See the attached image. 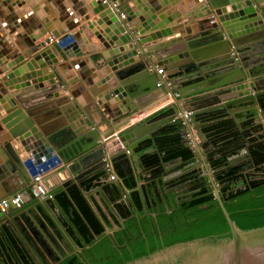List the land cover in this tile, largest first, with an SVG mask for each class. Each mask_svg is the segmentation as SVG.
<instances>
[{"label": "water", "instance_id": "water-1", "mask_svg": "<svg viewBox=\"0 0 264 264\" xmlns=\"http://www.w3.org/2000/svg\"><path fill=\"white\" fill-rule=\"evenodd\" d=\"M176 3L174 1L171 5ZM188 4L192 7L189 14L199 13L193 19L202 18L193 26L178 23L172 25L181 14L167 16L163 13L168 5L167 0L126 1L118 10L101 3L100 0H92L91 5L98 13L92 29L95 32L97 29L94 27L98 28V38L102 45L91 46L87 51L95 52L96 48L102 47L109 50L99 54L105 58L106 64L112 70L109 71L108 66L106 67L107 76L99 84H105L101 94L90 88L99 105L115 96V99L122 100L124 109L128 106L130 114L135 110L134 103L138 106L135 100L153 94L155 89L160 88L157 86V76L147 71V67L153 63L165 64L168 77L178 75L183 76L182 80L197 79L189 86H173L169 90L165 88L167 93L174 96L172 114L152 116L146 123L134 125L119 136L105 141L101 127L95 125L89 112L86 117H82L85 109L75 99L74 90H69L71 96L64 94L65 80L58 60L67 61L86 52L79 49L74 32L62 35V46L57 43L54 48L44 45L48 36L38 37L30 51L20 57V60L24 59L23 62L17 59L11 67L0 66V94L5 95L1 102L5 103L8 99L11 106L6 108L8 114L0 122V134H3L2 124L10 130V137L0 139V153L5 155L4 164L9 170V176L17 175L24 182L27 180L28 184L21 192L23 202L19 207L11 206L9 211L0 209V253L3 250L1 235L5 226L11 227L32 247L41 241L58 246L62 240L65 241L68 251L60 247L59 259L56 258L53 264L77 250L84 249L83 246L72 243L65 222L68 225L71 223L66 219L57 195L67 192L72 186H79L88 195L89 190L84 187L83 182L106 170V146L115 150L111 156L113 164L122 160L130 170L131 158H139V149L146 147L148 140L168 128L178 112L189 110V127L196 131L200 145L189 167L185 166L165 178L159 177V186L165 190L167 184L180 181L190 166L201 164V160L197 158L198 153L203 151L207 154L208 150L217 149L215 139L212 138L215 130L210 129L213 125L231 120L244 130V124L248 121L252 122L251 126L261 124L260 111H264L261 101L264 97V0H190ZM87 11L88 9L80 11L84 19L90 18ZM157 16L162 21H158V24L152 23V19ZM168 23L171 24L170 27H166L169 26ZM194 26L196 30H193ZM45 31L44 29L43 32ZM51 34L54 37L61 35L57 31H51ZM164 36L160 43H156L157 38ZM53 50L57 51L59 58L50 61L48 54ZM4 52L5 50L2 53ZM35 59L39 66L30 69L28 64ZM22 66L28 69L19 71ZM131 70L135 73L128 74ZM22 75L24 77L21 83L13 86L12 80L8 82L12 77ZM56 76L63 82L58 81ZM14 88H22V91L13 98L7 94L8 89ZM174 91L179 93L178 97ZM181 98H187L184 105H181ZM18 102L20 105L16 106ZM105 106L112 110L109 105ZM14 117L16 119L12 121ZM9 120L11 121L8 124ZM181 136L184 145L190 148L185 129ZM17 138L28 154L25 159L20 157L22 151H18L11 142ZM53 159L65 163L73 177L56 186L50 193L37 195L26 164ZM4 164H1L2 168ZM199 168L210 190L215 191L232 236L222 245L178 264H264V226L241 229L225 206L216 177L210 178L208 174H204L207 172L206 168ZM118 185L124 192L120 182ZM172 187L173 191L180 188L179 184ZM101 192L105 200L104 188H101ZM167 193L163 192L165 201L169 197ZM2 194L0 190V200L5 198ZM49 194H53L54 198ZM171 195H174L172 191L170 197ZM87 199L96 210L98 207L93 200L89 196ZM108 230L112 232L115 227H109ZM98 236L97 234L96 237Z\"/></svg>", "mask_w": 264, "mask_h": 264}, {"label": "crops", "instance_id": "crops-1", "mask_svg": "<svg viewBox=\"0 0 264 264\" xmlns=\"http://www.w3.org/2000/svg\"><path fill=\"white\" fill-rule=\"evenodd\" d=\"M170 3L176 1L175 5H170L166 9L165 13L167 16H173L176 13H180L181 16L176 18L171 24L172 25H184L189 24L193 26L195 22L199 19H193V16H197L199 13L194 15L189 14L192 10V7L188 4L190 0H168ZM92 0H0V66L5 68L6 66L11 67V57L7 58L8 55H22L25 54L26 51H30L31 46H33L38 37L43 36V30L46 31H57L62 35H68L70 32H74L77 41L78 47L82 51H86L82 56L69 58L67 61L58 60V65H61L60 71L65 80V82L61 81L59 76H56L58 81L64 83V88H66L64 94H70L69 90H74L77 102L85 109L84 115L82 117L87 116V112L93 118L95 125L98 124L102 129V136H109L119 129H123L128 126L130 123V118L138 115L141 112H152L148 118L145 120H141L136 125H140L146 123L148 119L155 115H169L173 113V104L175 102H171L174 100L172 93H167L165 88L170 89L169 87H160L159 89H155L153 94L144 95L139 99L135 100L138 106L134 103L135 110L129 114L127 107L122 103V100L115 99V96H112L110 100H107L102 105L97 103V98L92 95L91 89L95 93L101 94L103 86H99L101 81L107 76L106 60L104 57H101L99 52H108L104 47L96 48L95 52H88L91 46H100L102 45L100 39L98 38L99 30L97 29L95 32L92 27L96 24L95 21L98 19V14H95L94 7L91 5ZM82 9H88L87 13L90 15L89 19H84V15H80V11ZM177 15V14H176ZM154 24H158L162 21L160 16H157L155 19H152ZM94 23V24H92ZM166 27H170V25ZM196 27L194 26L193 30ZM45 31V32H46ZM181 33V32H180ZM182 34V33H181ZM187 34V31H186ZM164 37L159 38V40L164 39ZM52 48L55 46L51 45ZM3 50H6L4 53ZM131 50V48L129 49ZM117 54V53H116ZM50 59L57 60L59 58L57 51H54L48 54ZM52 55V56H51ZM3 58V59H2ZM28 59V58H26ZM155 60V58H153ZM152 60V63L154 62ZM9 61V62H8ZM13 61V60H12ZM30 69L39 66L38 64H28ZM165 66V64H163ZM13 67V66H12ZM166 67V66H165ZM28 69V67H26ZM167 69V68H166ZM143 71H145L143 69ZM148 71V70H147ZM167 71V70H166ZM134 70L129 71L128 74H134ZM144 73V72H143ZM5 75V73L3 74ZM183 76H172L170 77L173 82V86H189L195 80H182ZM1 78V76H0ZM9 82V81H8ZM22 82V81H21ZM20 82V83H21ZM74 82V83H73ZM101 85V84H100ZM91 88V89H90ZM68 90V91H67ZM11 91L8 89V92ZM103 94V92H102ZM0 122L3 117L7 116V107H11L8 102L10 100H6L5 103L1 102V99L5 97V95L0 94ZM71 96V94H70ZM75 96V95H74ZM73 96V98H74ZM14 98V97H13ZM187 98H181V105L186 103ZM171 102V103H169ZM105 104L109 105L112 110H108V107ZM19 102L16 106H19ZM2 107V108H1ZM124 109V110H123ZM126 111V112H125ZM262 116V122L259 125L251 126V121H248L244 124L245 129L241 130L238 128L240 132L251 131L259 126L262 127L260 132H255L253 135H258L260 133L264 134V111H260ZM129 115V116H128ZM16 117L12 119L15 120ZM11 120L8 121V124ZM16 124V123H15ZM3 125V134H0V139L5 137H10V130ZM237 126V125H236ZM128 130V129H127ZM228 137V136H226ZM213 138V137H212ZM225 138V137H223ZM219 138V144H215L217 149L214 151L213 148L208 150L206 156H202L201 153H198L197 158L201 160V164H193L190 166L188 170L185 171V175L183 179L185 180L179 185V192L187 193L188 188L193 183V178L195 175L200 173L199 167L206 168L204 174H208L210 178L214 177L215 173H212V167L210 165L209 156L211 153H216L215 157L219 155L218 149L221 144L225 143L228 139ZM14 147L18 151H22L20 157L22 159L27 158L28 154L24 151L21 143L17 139H13L11 141ZM139 158L137 160L131 158L130 164L131 169L128 170L124 162L122 160H117L115 163H120L126 174H133L135 180L137 181L136 189L139 193L143 194L144 189H147V194L153 198L156 194V191L160 189L158 179L159 177L165 178L167 175H172L182 169L185 166L191 165V159H183L182 157H177L171 160H165V155L163 152L155 146L154 144L151 146L142 147L139 149ZM149 154H158L161 158V163L156 164L155 166H148L145 158ZM4 154L0 153V190L2 191V195L4 197H9L17 192H23L28 186L27 180L26 182L21 179L19 176H9V170L5 166ZM249 150H248V142L241 148L240 152L230 156L229 164L227 168L230 167H240L244 162L249 159ZM205 157H208L205 160ZM207 161V162H206ZM54 168L50 172L51 182L55 185L62 184L65 180L73 177L71 171L66 167V164L63 162H58L53 159ZM3 165V168L1 167ZM208 165L210 168H208ZM115 169V164H114ZM203 174V175H204ZM118 182L124 188L125 197H129L132 193V189H129L125 186L123 180L119 177L118 180L109 181L108 173L106 170L91 176L84 180V187L89 190L88 195L83 193V189H81L83 195L87 199L89 196L90 200H93V203L96 204L98 208H100L106 216L109 218L112 206L114 204V199L116 195V189L119 188ZM179 182V181H177ZM177 182H173L168 184L169 186L172 184H177ZM107 186V187H105ZM101 188L108 191L110 200L106 198V195H103L101 192ZM100 191V192H99ZM106 191V192H107ZM68 196L69 190L67 192H62ZM71 206L66 207L62 205V209L65 211L66 219L69 223L75 217V211L78 215H81L77 206L73 203L70 197H68ZM88 203L92 207L93 211L96 215L94 207L92 206L89 199H87ZM10 210V209H9ZM7 210V211H9ZM75 210V211H74ZM136 215H139L137 211H135ZM112 221L111 218H109ZM17 222H19L17 220ZM67 224V222H65ZM9 227V226H5ZM4 227V228H5ZM11 228V227H10ZM12 229V228H11ZM20 235V234H19ZM21 237V236H20ZM22 239V237H21ZM23 240V239H22ZM25 242V241H24Z\"/></svg>", "mask_w": 264, "mask_h": 264}, {"label": "trees", "instance_id": "trees-1", "mask_svg": "<svg viewBox=\"0 0 264 264\" xmlns=\"http://www.w3.org/2000/svg\"><path fill=\"white\" fill-rule=\"evenodd\" d=\"M264 106V97L261 99ZM215 133L212 137L228 139L221 144L216 153L210 155V165L216 171L218 182L221 184V195L225 206L232 219L244 230L264 226V181L248 183L247 187L236 189L232 180H238L242 175L238 173L239 167H228L230 156L240 152L241 148L248 142L249 155L258 164H264V134L253 135L260 132L259 126L251 131L240 132L231 120H224L213 125ZM183 125L181 122H171L168 128L161 131L153 139L146 142V146L155 145L165 155V160L177 157L191 159L193 151L184 145L182 141ZM228 136V137H226ZM225 137V138H223ZM218 143V141H216ZM145 161L148 166L161 163L160 155L149 154ZM115 170L123 180L125 186L132 189L131 195L135 199L137 210L142 208L139 191L136 189V180L133 174H126L120 163H115ZM107 187V186H105ZM77 206L81 215L75 211L73 221L76 227L84 235L95 233L103 234L97 241L89 244L88 248L77 251L73 255L60 260L58 264H130L137 260L152 257L157 252L178 244H184L199 239L217 241L223 238L230 239L232 236L230 226L213 194L193 199L181 207L182 219L178 220L176 214H159L153 216L147 213V223L143 222V229L132 232V223H127L125 235L118 232L103 233L104 226L83 195L79 186H72L68 196L64 193L57 195V200L64 206L70 207L71 202ZM136 210V209H135ZM93 229H92V228ZM70 232L75 235L74 229L69 225ZM93 234L91 235V237ZM1 240L3 246L18 249L21 237L10 227L2 230ZM81 243V242H80ZM83 246V244H80ZM21 251V250H20ZM28 260V258H27ZM30 264V263H28Z\"/></svg>", "mask_w": 264, "mask_h": 264}, {"label": "flooded vegetation", "instance_id": "flooded-vegetation-1", "mask_svg": "<svg viewBox=\"0 0 264 264\" xmlns=\"http://www.w3.org/2000/svg\"><path fill=\"white\" fill-rule=\"evenodd\" d=\"M215 144L217 142L215 141ZM211 155V154H210ZM210 160V156H209ZM193 161V159H192ZM229 164V163H228ZM201 167V166H200ZM238 173L242 176L234 181L232 180V184L235 186L236 189H244L247 187L248 183L253 182H260L264 181V164L258 165L256 164L251 156H249V159H247L246 162L243 163L242 166L239 167ZM200 170V168H199ZM222 170H226V167H223ZM215 177L217 179V176L215 174ZM242 180L244 183H242ZM182 182L185 180L182 178ZM181 181H179L177 184L180 185ZM137 182L135 187H137ZM217 186L220 189L221 192V184L217 180ZM173 185L166 186L165 190L163 188H160L156 191V194L153 198H151L147 194V189H144L143 194L139 193L140 195V201L142 202V208L137 210L135 206V199L130 194L129 197H125V191L123 192L119 188H117L114 204L111 209L110 217L112 221L106 216V214L100 209L97 208L95 211L97 212V217L100 220L101 224L104 226V234L106 233H115L118 232L121 235H125L129 230L132 232H136L138 229H143V222L147 223V213L153 216H157L159 214L165 213L167 214H176V217L178 220L182 219V212L181 207L192 201L195 198L202 197L205 195L213 194L216 198L215 191L210 190L207 183L204 180V177L200 173L194 176L192 185L188 188L187 193H181L179 192V189L173 191ZM181 189V186H180ZM107 191V190H106ZM105 191L106 198L110 200L108 191ZM168 192L167 195L169 196L168 199L165 201L163 198V192ZM171 191L174 193V195L170 197ZM181 193V194H180ZM136 209V210H135ZM135 211L140 213L139 215H136ZM134 220L136 223H132L131 228L128 231H125L127 227V223L129 221ZM143 221V222H142ZM68 227L69 235L72 240V243L74 245L77 244H83V248H88L89 244L85 243H92L97 241V239L101 238L103 234L95 233L93 230L90 234L84 235L81 233V231L76 227L74 221H71L70 227L74 229L75 235H73V232H70L69 225L66 224ZM114 228L112 232L108 230V228ZM92 228V227H91ZM93 229V228H92ZM93 236L91 237V235ZM99 235L96 237V235ZM81 242V243H80ZM81 246V245H80ZM64 251H68V247L65 245V241H61L58 245H53L50 242L47 241H41L40 243L33 244V247L21 240L20 247L18 249L12 247H6V245L3 246L2 253H0V264H53V261L58 258L61 254V249ZM21 250V251H20ZM83 250V249H82ZM77 250V251H82ZM76 251V252H77ZM70 255H73L74 253ZM69 255V256H70ZM68 256V257H69ZM28 258V260H27ZM63 260V259H62ZM58 264V263H56Z\"/></svg>", "mask_w": 264, "mask_h": 264}, {"label": "built area", "instance_id": "built-area-1", "mask_svg": "<svg viewBox=\"0 0 264 264\" xmlns=\"http://www.w3.org/2000/svg\"><path fill=\"white\" fill-rule=\"evenodd\" d=\"M100 1L101 3L108 4L112 8H116L118 10L119 6L123 2L133 1V0H100ZM121 15L122 17L125 18L124 14H121ZM60 42H61L60 37L57 38V37L52 36L45 40L44 45H48L49 43H59L60 44ZM60 46L62 45L60 44ZM147 70L148 72L154 73L157 76V86L158 87L166 86L172 89L173 82L171 81L170 77L167 76V71H166L167 69L165 66L158 65L157 63H153L147 67ZM174 93L176 97L179 96V93L177 91H174ZM171 102H175V100H171ZM190 113L191 112L189 110H182L178 112L172 118V122H176V121L181 122V124L183 125V129L186 130V138L188 139L190 149L193 151V153H197V147L200 145V139L196 131L192 127H189ZM151 114L153 113L152 112L139 113L133 118H130V123L128 126L124 127L123 129H119V131H116L109 136H105L103 140L105 141V140H108L110 137L119 136L121 132L126 131L127 129L136 125L141 120H145ZM120 144L121 146H123L122 142H120ZM104 152H105L104 160L106 161L105 168L108 173V179L109 181L118 180L119 176L116 170L114 169V164L111 159V156L115 153V150H112L106 146L104 148ZM201 155L206 156V154L203 151L201 152ZM54 166L55 165H54L53 160L42 162V163L26 164V170L31 177L32 184L35 186L34 192L37 195L50 193L52 189H54L57 186L51 182V176H50V172L53 170ZM211 171L212 173L216 174L215 169L212 168ZM49 195L51 198H54L53 194H49ZM22 202H23L22 194L21 192H17L9 197H5L1 199L0 209L2 211H7L11 208V206L19 207L22 204Z\"/></svg>", "mask_w": 264, "mask_h": 264}, {"label": "rangeland", "instance_id": "rangeland-1", "mask_svg": "<svg viewBox=\"0 0 264 264\" xmlns=\"http://www.w3.org/2000/svg\"><path fill=\"white\" fill-rule=\"evenodd\" d=\"M32 61V63L38 64L36 59ZM23 65L25 66V64ZM24 66H22L19 71L22 72L26 70ZM227 240L229 239L223 238L217 241L199 239L184 244H178L163 251L157 252L152 257L137 260L130 264H178L212 248L222 245Z\"/></svg>", "mask_w": 264, "mask_h": 264}, {"label": "bare ground", "instance_id": "bare-ground-1", "mask_svg": "<svg viewBox=\"0 0 264 264\" xmlns=\"http://www.w3.org/2000/svg\"><path fill=\"white\" fill-rule=\"evenodd\" d=\"M167 4H168V5H167V7H166L165 9H167L168 6L171 5V3H170L168 0H167ZM95 14H98V13H95ZM179 32H180V31H179ZM43 36H44V37H46V36H48V37H52L53 35L51 34L50 31H49V32L46 31V32L43 33ZM43 36H41V37H43ZM58 37H61V35H60V36H57V38H58ZM37 40H38V39H37ZM37 40H36V41H37ZM156 43H160L159 38H157ZM55 44H57V43H49V44L46 45V46H49V47H51V45H52V46H53V45L56 46ZM151 44H153V43L151 42ZM5 51H6V50H5ZM23 55H24V53H23L22 55H19V54H18V55H16V56H15V55H12V56H11V55H8L7 58H10V57H11L12 59H11V62H10V63H11L12 65H15V60H17V59L20 60V59H21L20 57H22ZM46 56H48V55H46ZM51 56H52V55H51ZM41 58H43V57H41ZM2 59H3V58H2ZM12 60H13V61H12ZM40 60H41V59H40ZM48 60L52 61V60H54V59H53V58L50 59V57L48 56ZM23 61H24V59H23V60H20V62H23ZM8 62H9V61H8ZM118 65H119V64H118ZM35 69H36V68H35ZM108 70H109V71H112L109 65H108ZM29 72H30V71H29ZM23 77H24L23 75H22V76H19V77H12V79H10V80H8V81H11V80H12L11 83H12L13 86H15V85H17V83H20V82L22 81ZM9 87H10V86H9ZM21 91H22V88H21V89H16V88H14V89H12L11 91H9L7 95L13 97L16 93H20Z\"/></svg>", "mask_w": 264, "mask_h": 264}]
</instances>
